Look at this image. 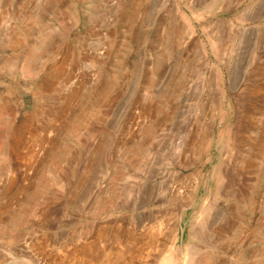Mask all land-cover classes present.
Listing matches in <instances>:
<instances>
[{
	"label": "rangeland",
	"instance_id": "374dc122",
	"mask_svg": "<svg viewBox=\"0 0 264 264\" xmlns=\"http://www.w3.org/2000/svg\"><path fill=\"white\" fill-rule=\"evenodd\" d=\"M70 257L264 264V0H0V264Z\"/></svg>",
	"mask_w": 264,
	"mask_h": 264
},
{
	"label": "bare ground",
	"instance_id": "6f19581e",
	"mask_svg": "<svg viewBox=\"0 0 264 264\" xmlns=\"http://www.w3.org/2000/svg\"><path fill=\"white\" fill-rule=\"evenodd\" d=\"M78 164H79V163H78ZM73 165H74V164H72V166H70V168H71V167L73 168ZM76 165H77V163H76ZM77 166H78V165H77ZM74 167H76V166L74 165ZM77 168H78V167H76V169H77ZM77 170H78V169H77ZM8 171H9V170H8ZM73 171H74V170H72V173H75V172H73ZM73 175H74V174H73ZM70 176H72V175H70ZM73 177H74V176H73ZM73 177H72V178H73ZM72 178L70 179L71 181H72ZM64 180H66V179H64ZM68 180H69V177H68ZM57 181H58V180H57ZM71 181H70V182H71ZM67 182H68V181H67ZM67 182H66V185H67ZM70 182H68V183H70ZM60 183H61V181H60ZM62 183H63V181H62ZM54 184H55V181H54ZM69 185H71V183H70ZM68 187H69V186H68ZM71 191H72V190H71ZM73 191H74V190H73ZM72 193H73V192H72ZM74 194H75V193H74ZM150 232H151V231H150ZM148 233H149V232H148ZM153 233H154V232H153ZM144 235H146V234H144ZM149 235H150V234H149ZM142 236H143V235H142ZM151 236H152V233H151ZM151 236L146 237V240H147V239H150ZM153 236H154V235H153ZM151 239H153V238L151 237ZM139 241H142V240L140 239ZM151 241H152V240H151ZM152 242H153V241H152ZM147 244H148V242H147ZM149 244H150V242H149ZM85 248H86V247H85ZM87 249H88V248H87ZM82 250H83V249H82ZM82 250H81V251H82ZM42 254H43V253H42ZM117 255H118V254H117ZM72 256H73V255H72ZM121 256H122V255H121ZM61 257H63V256H61ZM59 258H60V257H59ZM65 258H66V257H65ZM70 258H72V259H69V260H68V261H69V264L75 263L76 260H78V261L80 260L79 258H78V259H73V257H70ZM55 259H56V258H55ZM62 259H63V258H62ZM109 259H110V258H109ZM122 259L125 260V257H124V258L122 257ZM65 260H67V258H66ZM110 260H111V259H110ZM68 261H67V262H68ZM122 261H123V260H122ZM126 261H127V259H126ZM188 261H189V260H188ZM67 262H66V263H67ZM186 262H187V261H186ZM76 263H77V262H76ZM126 263H127V262H126ZM190 263H191V262H190ZM62 264H63V263H62ZM128 264H129V263H128ZM187 264H188V263H187Z\"/></svg>",
	"mask_w": 264,
	"mask_h": 264
}]
</instances>
